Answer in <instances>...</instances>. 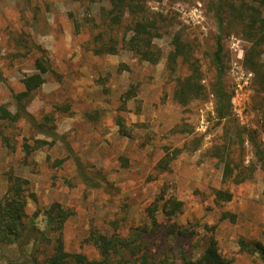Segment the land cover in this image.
I'll use <instances>...</instances> for the list:
<instances>
[{
  "label": "rangeland",
  "instance_id": "374dc122",
  "mask_svg": "<svg viewBox=\"0 0 264 264\" xmlns=\"http://www.w3.org/2000/svg\"><path fill=\"white\" fill-rule=\"evenodd\" d=\"M145 1L164 17V36L155 40L164 58L157 64L140 60L120 43L116 53L96 52L101 32L104 41L123 35V29L112 33L103 20L107 0H0V107L19 110L15 95L24 90L22 79L36 71L37 59H44L46 82L25 107L38 122L51 117L50 132L56 134L40 133L27 119H0V196L8 188V172L26 178L29 217L39 212L35 222L44 229V211L61 203L73 212L64 230L66 250L99 259V250L86 242L90 230L127 236L147 224V208L164 193L165 199L174 197L185 205L172 219L158 212L155 249L163 247L157 236L163 227L181 225L188 228L186 248L199 244L195 258L215 237L219 252L233 264H262L258 255L239 247L242 238L264 244V164L257 160L252 139L264 149V103L254 73L244 65L248 43L243 26L236 22L224 33L233 121L219 122L210 94L187 106L174 100L176 77L190 70L179 64L172 72L166 60L173 35L182 32L200 59L205 81L212 79L210 56L219 33L215 0ZM119 116L130 136L120 130ZM36 140L48 143L26 156L24 143L35 145ZM176 149L181 150L177 158L161 169V158ZM217 152L231 153L251 173L248 179L224 181ZM59 160L64 162L58 165ZM81 167L100 186L87 184ZM219 189L232 192L233 199L217 201ZM224 213L235 214L236 220L221 219ZM18 258L14 246L0 248V264Z\"/></svg>",
  "mask_w": 264,
  "mask_h": 264
},
{
  "label": "trees",
  "instance_id": "16d2710c",
  "mask_svg": "<svg viewBox=\"0 0 264 264\" xmlns=\"http://www.w3.org/2000/svg\"><path fill=\"white\" fill-rule=\"evenodd\" d=\"M95 2L96 0H90ZM109 8H103L101 13L106 25L112 33L123 29V35L118 38L116 34L110 35L105 40V31L99 34L102 45L96 49L98 53H116L119 43L131 51L140 60L157 64L164 58L163 50L158 47L155 40L162 38V26L160 21L163 15L153 12L145 0H107ZM213 8L218 21L219 33L216 35V45L211 54V66L215 74L208 82L205 81L200 59L194 55V49L189 41L184 39L182 32H176L171 40V48L167 53V66L175 72L178 65L187 66L190 72L179 75L175 79L173 93L174 100L181 106H187L196 100L206 99L210 94L215 99V114L219 122L233 121L232 98L233 91L225 82L224 59V33L228 27L236 22L242 24V34L248 46L244 52V65L254 73L255 85L259 93L263 94L264 103V0H215ZM126 23V24H125ZM196 58V59H195ZM36 71L26 75L22 79L24 90L15 95L20 107L17 112H12L6 105L0 107V119L17 122L27 119L31 125L45 135H56L51 131L46 116L44 122H38L32 113L27 111L25 102H28L34 93L46 82V74L49 67L44 59L35 62ZM130 93V91L128 92ZM133 95H131L132 97ZM123 135L130 136L128 126L122 116L117 122ZM242 128L238 133L240 145L244 144ZM7 139V138H6ZM255 144L257 160L264 164V149ZM46 140H36L35 145L24 143L26 156H30L35 150L47 144ZM53 142L51 143V145ZM199 145V144H197ZM181 150H174L173 154H165L158 166L167 170L171 162L177 158ZM231 154V153H230ZM229 154V155H230ZM224 152H217L216 156L223 163V179H233L236 183L246 181L251 173L246 168L235 162ZM64 160H59L61 165ZM235 167L237 172H235ZM87 184L94 187L100 186V181L90 178L81 167V174ZM8 188L0 196V248L14 246L18 254V260L12 264H233V259L219 252L217 239L211 237L204 253L195 258L194 249L186 248L188 238L187 226H165L157 236H160L162 248L155 249L153 239L154 232L161 227L157 215L161 210L166 217L172 219L183 212L184 201L170 197L165 199L164 193L156 198L154 203L147 208L148 222L143 226L132 229L127 236L119 233L107 234L100 229L92 228L86 242L93 243L99 250V259H89L82 253H70L65 248L64 230L68 224L72 210L63 207L59 202L53 203L44 211L46 216L45 228L41 229L35 219L40 214L36 212L32 217L27 213L29 180L13 172L7 173ZM217 201L230 202L233 193L227 190H216ZM160 203L162 207L160 208ZM236 220L235 214L224 213L221 219ZM171 242L168 246V240ZM48 247V248H47ZM240 251L258 255L264 264V244L260 241H248L240 239ZM43 254V258L40 255Z\"/></svg>",
  "mask_w": 264,
  "mask_h": 264
}]
</instances>
